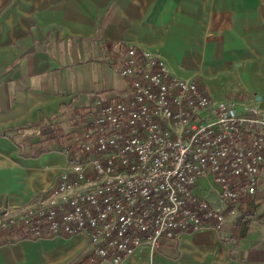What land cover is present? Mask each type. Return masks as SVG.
I'll return each mask as SVG.
<instances>
[{
  "label": "crops",
  "instance_id": "crops-1",
  "mask_svg": "<svg viewBox=\"0 0 264 264\" xmlns=\"http://www.w3.org/2000/svg\"><path fill=\"white\" fill-rule=\"evenodd\" d=\"M129 44L160 52L202 92L233 96L239 68L264 58V0H0V219L57 185L60 131L97 96L127 88L115 64ZM2 236L14 241L0 246V264H28L33 253ZM44 240L79 247L77 237ZM125 264H264V163L256 194L220 231L162 238Z\"/></svg>",
  "mask_w": 264,
  "mask_h": 264
},
{
  "label": "built area",
  "instance_id": "built-area-1",
  "mask_svg": "<svg viewBox=\"0 0 264 264\" xmlns=\"http://www.w3.org/2000/svg\"><path fill=\"white\" fill-rule=\"evenodd\" d=\"M115 70L127 88L73 114L74 143L57 138L66 159L57 185L4 211L0 235L81 237L90 263L125 264L162 238L220 231L256 194L264 163L256 102L217 100L195 77L175 75L160 52L134 44Z\"/></svg>",
  "mask_w": 264,
  "mask_h": 264
},
{
  "label": "rangeland",
  "instance_id": "rangeland-1",
  "mask_svg": "<svg viewBox=\"0 0 264 264\" xmlns=\"http://www.w3.org/2000/svg\"><path fill=\"white\" fill-rule=\"evenodd\" d=\"M248 64L249 67L239 68L238 78L231 85L230 92L234 95L228 94V96L239 100H252L264 110V58L251 61ZM241 71H244V76ZM211 96L217 100L229 98L227 96L219 99L216 96ZM77 239L79 243L77 250L68 249L64 245L56 243L55 240L43 239L19 240L12 243V251L21 254L32 252L33 254L28 255V264H90L85 258L86 250L83 240L80 237Z\"/></svg>",
  "mask_w": 264,
  "mask_h": 264
},
{
  "label": "trees",
  "instance_id": "trees-1",
  "mask_svg": "<svg viewBox=\"0 0 264 264\" xmlns=\"http://www.w3.org/2000/svg\"><path fill=\"white\" fill-rule=\"evenodd\" d=\"M62 129V128H61ZM61 129H59V131L61 130ZM63 132V137H64V142L65 143H67V144H71V143H74L73 142V140H72V137H71V133H72V130H71V128L70 129H65V131H62ZM72 148L75 150L76 149V145H72ZM253 197V196H252ZM245 199H247V198H244V199H242V201L241 202H243ZM248 202H250V201H248ZM251 204V202L250 203H248V204H246V205H250ZM67 238V237H66ZM12 241H14L13 239H11V241H8V239L6 240L5 238H3V236L2 237H0V246L1 245H5V244H8V243H10V242H12Z\"/></svg>",
  "mask_w": 264,
  "mask_h": 264
}]
</instances>
